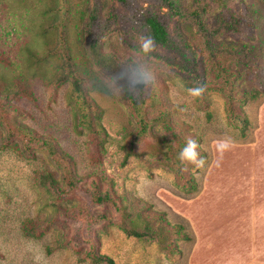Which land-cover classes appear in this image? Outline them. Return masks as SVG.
<instances>
[{
    "label": "rangeland",
    "instance_id": "rangeland-1",
    "mask_svg": "<svg viewBox=\"0 0 264 264\" xmlns=\"http://www.w3.org/2000/svg\"><path fill=\"white\" fill-rule=\"evenodd\" d=\"M54 1L60 5L61 0ZM255 3L262 5L264 0H136L130 8L116 0H69L67 28L74 52L110 91L86 85L103 110L101 124L108 134L102 158L96 161L88 136L75 130L78 102L72 83L50 82L57 76L55 58L36 63V53L43 55L47 50L46 41L53 44L59 38V29L49 27L48 17L62 14L51 13L52 0H0V86L7 91L15 81L29 82L35 97L9 100L20 113L17 119L22 126L56 145L66 163H73L79 186L91 190L99 184L117 197L138 201L137 209L150 206L151 212L164 214L189 236L188 240L173 236L176 251L166 252L156 242L123 232L118 225L123 214L117 207H94L93 213L112 217L94 225L92 232L100 253L116 264H264V82L248 79V86L260 89L261 94L243 106L248 126L232 124L219 72L209 61L197 22L191 19L192 12L198 11L211 26L219 15L241 18ZM86 7L102 9L104 15L116 12L112 26L100 37L104 52L113 56L112 67L97 65L89 50L80 46L81 32L83 43L88 39V30L78 18ZM143 14L156 16L164 25L170 46L155 42V53H139L141 36H150L135 21ZM259 24L264 28V18ZM251 38L249 28L216 37L241 44L253 43ZM177 48L194 61V67ZM231 67L238 65L231 61ZM140 74L151 79L133 83ZM196 86L206 88L200 98L186 91ZM125 87L150 119L170 110L174 121L187 124L188 134L199 138L207 164L200 170L193 166L184 170L186 176L194 177L195 187L165 165L156 139L140 136L141 123ZM154 132L157 137L172 136L162 124L154 126ZM222 139H230L233 147L217 167L215 144ZM46 173L60 180V190L44 185ZM67 174L66 164L48 147L29 144L20 134L11 133L0 109V264H91L90 246L72 240L80 223L65 215L66 210L74 212L81 205L78 197L68 193ZM27 220L49 221L50 225L42 237L31 238L23 232Z\"/></svg>",
    "mask_w": 264,
    "mask_h": 264
},
{
    "label": "trees",
    "instance_id": "trees-1",
    "mask_svg": "<svg viewBox=\"0 0 264 264\" xmlns=\"http://www.w3.org/2000/svg\"><path fill=\"white\" fill-rule=\"evenodd\" d=\"M53 1L51 13L60 12L62 16L53 15L48 17L51 22L49 27L59 29V38L53 42L46 41L47 50L45 54L36 53V63L48 61L55 58L57 76L51 83L63 85L72 83L73 93L76 94L78 102L75 111V130L80 135L88 136L90 143L95 147L93 159L100 161L102 152L105 151L106 143H108V134L101 124L103 110L98 106L96 101L91 98L86 85H91L93 89L110 93L109 88L100 80L98 76L89 70L78 54L74 52L70 40L68 38V25L71 22L69 17L70 5L69 0H61L60 5L57 1ZM125 7H133L136 0H116ZM186 14V13H185ZM201 13L194 11L191 19L197 22L200 34L205 39V47L208 52L209 61H212L215 69L219 72V78L222 80V88L226 97L227 117L232 124L240 123L244 128L249 124V119L243 106L248 101L259 98L261 91L254 86H248V79L264 82L262 71H264V28L259 22L264 18V4H253L248 7V12L241 18L235 16L219 15L209 26L205 19L201 17ZM79 21L83 27L88 30V39L83 43V33L79 38L80 46L87 48L97 65L104 68L112 67L114 59L111 54H106L101 46V36L108 30L113 20L116 18L115 10L109 15H104L102 9L97 7L90 9L86 7L79 12ZM141 28L146 29L155 42L164 46L172 44L171 39L164 25L152 14H143L141 18H135ZM251 30V44H241L234 41L217 40L216 37L223 33L241 32L243 29ZM178 52L183 55L188 65L194 67V61L188 57L180 49ZM224 60L221 62V57ZM220 57V59H219ZM231 61H235L237 68L231 67ZM99 67V66H98ZM205 82V75L200 76ZM7 91H3L0 86V109L4 121L6 122L10 132L20 134L29 144L43 145L48 147L59 161L66 164L68 174L65 180L69 187L68 193L78 197L81 205L74 212L65 211L67 218L80 223V228L72 236V240L76 244H87L90 246L88 257L91 264H116L115 260L107 255H103L99 251L97 240H95L92 227L104 221H110L111 216L105 213H93L92 209L97 206L112 205L122 211L123 219L118 223L119 227L128 236L134 237L141 241L156 242L163 251H176L175 244L171 241L173 236L189 239V236L181 231L180 226L171 225L165 218L164 214L151 212L150 206L145 205L142 208H135L138 201L131 198H120L109 189L104 191L102 185H95L91 190L79 186V178L73 172V163H66L64 156L58 152L53 142H47L45 139H38L34 134L28 132L25 127L18 121L20 115L17 109H12L9 100L17 96H26L34 100V93L29 82L15 81ZM125 92L130 99L135 114L141 123L140 136L151 135L157 141V151L161 153L165 159V165L176 175L183 179L190 187H195L196 182L193 176H186L184 170L192 165L182 163L179 160V153L186 144L187 139L192 138L199 144V138L195 134H188L189 126L184 122L174 121L170 110H164L156 118L150 119L148 115L141 110L140 102L133 95L128 87ZM203 101V100H202ZM162 124L168 132L172 133L170 139L162 136H156L154 126ZM200 155H205L204 151L199 147ZM70 160V159H69ZM44 185L53 190H60V180L52 173L42 175ZM63 191V190H61ZM60 207V206H59ZM61 208V207H60ZM130 208L134 210L130 211ZM146 212H149L146 214ZM50 225L49 221L27 220L23 224V232L31 238H40Z\"/></svg>",
    "mask_w": 264,
    "mask_h": 264
},
{
    "label": "clouds",
    "instance_id": "clouds-1",
    "mask_svg": "<svg viewBox=\"0 0 264 264\" xmlns=\"http://www.w3.org/2000/svg\"><path fill=\"white\" fill-rule=\"evenodd\" d=\"M157 51V46L155 40L151 36H141L139 42V53L143 55H149L155 53ZM151 79L149 75L148 80L144 78V74H140L133 83H147ZM187 93L189 96L193 98H200L204 95L206 88L204 86H196L188 88ZM200 145L197 143L195 139L189 138L186 141L185 146L179 153V160L182 163H187L192 165L195 169L200 170L205 168L207 161L204 157L200 155L198 151ZM233 147V143L230 139H222L218 140L215 144V149L218 158L215 161L217 167L220 166L224 154L231 150ZM148 181H141V184H147ZM139 196L143 197L144 193L142 191H138Z\"/></svg>",
    "mask_w": 264,
    "mask_h": 264
}]
</instances>
